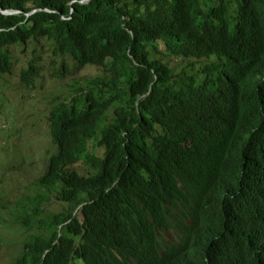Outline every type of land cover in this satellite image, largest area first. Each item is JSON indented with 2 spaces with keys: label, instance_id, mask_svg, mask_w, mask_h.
<instances>
[{
  "label": "trees",
  "instance_id": "16d2710c",
  "mask_svg": "<svg viewBox=\"0 0 264 264\" xmlns=\"http://www.w3.org/2000/svg\"><path fill=\"white\" fill-rule=\"evenodd\" d=\"M82 1L0 0V88L99 69L52 102L10 264H264V0Z\"/></svg>",
  "mask_w": 264,
  "mask_h": 264
},
{
  "label": "rangeland",
  "instance_id": "374dc122",
  "mask_svg": "<svg viewBox=\"0 0 264 264\" xmlns=\"http://www.w3.org/2000/svg\"><path fill=\"white\" fill-rule=\"evenodd\" d=\"M169 61L172 66L186 63L173 56ZM26 63V58L19 59L12 75L3 80L0 88V264H10L20 254L28 235L37 233L36 228L26 231L22 218L24 210L30 211L29 203L40 194L36 183L47 168L48 157L53 154L52 102L68 93L72 80L99 72L98 68L86 67L73 77L59 80L53 77V67L47 62L43 78L33 92L26 90L19 79V69ZM202 63H196L195 69ZM90 147V154L103 155V149H95L93 144ZM85 162L79 163L77 170L86 175L94 174L92 165ZM43 208L45 213L40 217L61 212L63 205L52 196ZM163 236L174 237L171 231H165Z\"/></svg>",
  "mask_w": 264,
  "mask_h": 264
},
{
  "label": "water",
  "instance_id": "95a60500",
  "mask_svg": "<svg viewBox=\"0 0 264 264\" xmlns=\"http://www.w3.org/2000/svg\"><path fill=\"white\" fill-rule=\"evenodd\" d=\"M92 0H85V1H82L81 3L82 4H86V3H90ZM4 14H17L19 11H13V10H6V11H2ZM36 12V10L34 11ZM33 12V13H34ZM27 15H30V14H27Z\"/></svg>",
  "mask_w": 264,
  "mask_h": 264
}]
</instances>
